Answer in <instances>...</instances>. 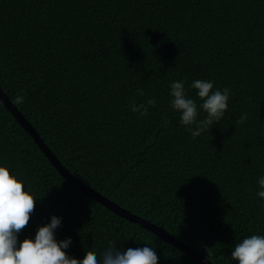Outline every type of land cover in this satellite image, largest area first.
Masks as SVG:
<instances>
[{
	"label": "trees",
	"instance_id": "1",
	"mask_svg": "<svg viewBox=\"0 0 264 264\" xmlns=\"http://www.w3.org/2000/svg\"><path fill=\"white\" fill-rule=\"evenodd\" d=\"M196 79L231 97L193 139L170 85L200 104ZM0 87L24 96L17 109L72 175L213 264L264 236V0H0ZM149 98L146 116L131 111ZM0 165L36 198L20 241L55 215L77 259L147 243L158 264H200L69 184L1 101Z\"/></svg>",
	"mask_w": 264,
	"mask_h": 264
},
{
	"label": "clouds",
	"instance_id": "2",
	"mask_svg": "<svg viewBox=\"0 0 264 264\" xmlns=\"http://www.w3.org/2000/svg\"><path fill=\"white\" fill-rule=\"evenodd\" d=\"M191 88L196 89V95L202 101L189 98L185 82L173 81L170 85V106L179 113V122L193 139L221 121L228 108L231 91L214 90V81L194 80ZM137 96H144L142 88L136 90ZM11 103L19 106L24 103V96L17 94ZM150 107H156L155 98H149L146 103L137 104L132 101L131 111L146 116ZM204 118L198 119L200 111ZM247 114H242L237 123H243ZM167 123V121H165ZM259 190L257 196L264 199V177L257 181ZM35 199L25 185L16 176L10 174L6 166L0 165V264H158L155 248L118 249L115 242H109L100 257L93 251H85L82 259L69 256L67 249L71 237L57 240L55 230L61 225V218L53 215L50 223L39 226L35 238L18 239L19 233L28 225L30 215L35 209ZM211 253L207 252L206 260ZM231 260L238 264H264V236L250 235L236 243L231 252Z\"/></svg>",
	"mask_w": 264,
	"mask_h": 264
},
{
	"label": "water",
	"instance_id": "3",
	"mask_svg": "<svg viewBox=\"0 0 264 264\" xmlns=\"http://www.w3.org/2000/svg\"><path fill=\"white\" fill-rule=\"evenodd\" d=\"M0 101L4 104V106L11 112L17 122L25 129V131L32 137L34 142L37 144L38 148L45 154L51 164L57 169L60 175L65 178V180L77 188L78 190L84 192L89 195L91 198L96 200L98 203L107 207L109 210L117 214L118 216L124 217L131 222L139 224L141 227L150 230L151 232L161 236L167 242L173 244L175 247L181 249L185 252L189 257L198 261L200 264H213L209 260H206L201 254L196 252L194 249L187 246L185 243L179 241L174 236L166 232L163 228L149 222L146 219L137 216L129 212L128 210L120 207L118 204L112 202L109 198L103 196L99 192L93 190L92 188L86 186L81 180L77 179L74 175H72L64 165L58 160V158L51 152L50 148L45 144L38 131L33 127V125L24 117V115L11 103V100L8 96L3 92L0 87Z\"/></svg>",
	"mask_w": 264,
	"mask_h": 264
}]
</instances>
